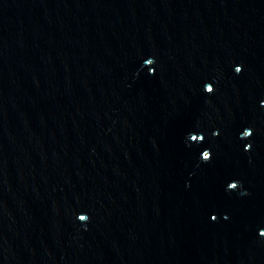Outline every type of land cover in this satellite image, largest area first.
Masks as SVG:
<instances>
[{"label":"water","instance_id":"obj_1","mask_svg":"<svg viewBox=\"0 0 264 264\" xmlns=\"http://www.w3.org/2000/svg\"><path fill=\"white\" fill-rule=\"evenodd\" d=\"M0 264H264V0H0Z\"/></svg>","mask_w":264,"mask_h":264}]
</instances>
